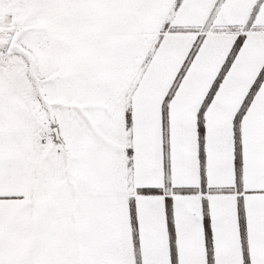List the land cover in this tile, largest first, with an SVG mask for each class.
Returning <instances> with one entry per match:
<instances>
[{
  "label": "snow or ice",
  "instance_id": "1",
  "mask_svg": "<svg viewBox=\"0 0 264 264\" xmlns=\"http://www.w3.org/2000/svg\"><path fill=\"white\" fill-rule=\"evenodd\" d=\"M0 264H264V0H0Z\"/></svg>",
  "mask_w": 264,
  "mask_h": 264
}]
</instances>
